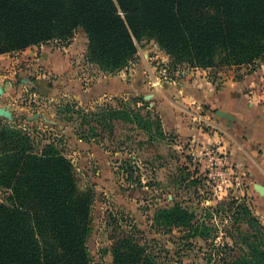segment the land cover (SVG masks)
<instances>
[{
  "label": "rangeland",
  "instance_id": "rangeland-1",
  "mask_svg": "<svg viewBox=\"0 0 264 264\" xmlns=\"http://www.w3.org/2000/svg\"><path fill=\"white\" fill-rule=\"evenodd\" d=\"M41 46L0 54V130H25L35 122L30 129L37 142H56L74 164L80 187L93 190L87 241L93 264H115L111 244L122 234L156 254L159 264H207L210 250L224 240L232 244L244 205L264 227V195L251 184L257 202L246 195L245 184L228 169L230 152L217 142L194 139L188 116L173 105L182 106L177 95L187 74L239 81L264 56L237 64L220 52L212 66L202 68L144 39L128 66L108 71L88 59L82 29ZM199 109L207 113L205 105ZM208 147L212 155L203 152ZM261 180L257 184L264 185V176ZM175 204L206 222L208 242L184 238L188 232L158 220Z\"/></svg>",
  "mask_w": 264,
  "mask_h": 264
},
{
  "label": "trees",
  "instance_id": "trees-1",
  "mask_svg": "<svg viewBox=\"0 0 264 264\" xmlns=\"http://www.w3.org/2000/svg\"><path fill=\"white\" fill-rule=\"evenodd\" d=\"M78 29L88 59L108 71L128 66L144 39L190 66L210 67L220 52L251 63L264 56V0H0V54L68 40ZM34 123L0 130V264H93L94 192L80 187L56 142H37ZM239 210L232 244L210 250L207 264H264V227L246 205ZM162 213L158 220L184 238L209 241L206 222L179 204ZM111 249L115 264H159L129 234Z\"/></svg>",
  "mask_w": 264,
  "mask_h": 264
},
{
  "label": "crops",
  "instance_id": "crops-1",
  "mask_svg": "<svg viewBox=\"0 0 264 264\" xmlns=\"http://www.w3.org/2000/svg\"><path fill=\"white\" fill-rule=\"evenodd\" d=\"M41 49L46 58L48 51L44 52L43 46ZM194 73L179 83L183 92L177 96L182 106L177 102L173 105L177 112L186 113L183 117L188 116L194 139L217 142L230 152L229 171L238 175L247 187L245 194L253 195L257 202V192L248 186L261 183L264 176V62L239 81H233L231 75L213 80ZM202 105L207 109L205 114L199 109Z\"/></svg>",
  "mask_w": 264,
  "mask_h": 264
},
{
  "label": "water",
  "instance_id": "water-1",
  "mask_svg": "<svg viewBox=\"0 0 264 264\" xmlns=\"http://www.w3.org/2000/svg\"><path fill=\"white\" fill-rule=\"evenodd\" d=\"M0 91H1V86H0ZM148 97H149V96H146V98H148ZM8 115L10 116L9 113H8ZM39 115H41V114L37 113V114L34 115L33 118H36V117L39 116ZM255 187H256V189L259 190V192H260L262 195H264V185H263V184H256Z\"/></svg>",
  "mask_w": 264,
  "mask_h": 264
},
{
  "label": "built area",
  "instance_id": "built-area-1",
  "mask_svg": "<svg viewBox=\"0 0 264 264\" xmlns=\"http://www.w3.org/2000/svg\"><path fill=\"white\" fill-rule=\"evenodd\" d=\"M203 152L205 153V155H212L214 150L212 148L208 147V148H205L203 150Z\"/></svg>",
  "mask_w": 264,
  "mask_h": 264
}]
</instances>
